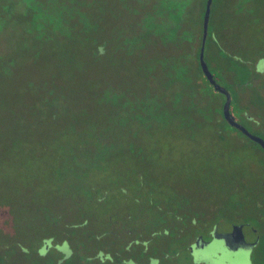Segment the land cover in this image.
I'll return each instance as SVG.
<instances>
[{
    "label": "rangeland",
    "instance_id": "obj_1",
    "mask_svg": "<svg viewBox=\"0 0 264 264\" xmlns=\"http://www.w3.org/2000/svg\"><path fill=\"white\" fill-rule=\"evenodd\" d=\"M232 1L212 2L209 31L225 27L221 28L222 53L211 52L210 58L206 53V61L218 83L231 88L235 84L237 92L236 87H242L240 82L250 75V62L243 59L249 52L239 44L247 46L249 38L254 46H264V0H254L252 10L239 15L226 4ZM10 2L0 0V220L6 226L30 218L35 222L59 219L58 224L63 225L70 218H81L64 213L63 207L72 205L87 215V229L93 236L109 241L111 225L127 215V223L140 224L145 221L142 211L155 202L165 209L176 206L177 201L184 203L196 213L205 233L215 220L222 230L241 223L244 216H253L233 206L244 203V191L254 187L264 199V150L218 120L213 112L216 103L209 98L219 101L220 95L196 67V48L187 46L188 64L181 61L190 82L185 89L184 83L180 85L182 93L193 96L203 89L206 94L192 109L196 112L193 117L190 109L182 107L168 117L159 114L158 119H150L138 114L132 121L113 125V113L121 119L126 113L123 104L119 105L123 117L114 112L109 87L116 84L128 94L143 93L137 89L136 60L111 42L115 39L112 28L105 25L110 6L102 0H79L80 8L88 9L84 13L87 26L73 28L66 35L59 27L43 35L38 31L25 35L21 13L10 19L5 16L4 8ZM59 9L57 6V12L65 14ZM127 17V9L121 7L119 19ZM261 84L264 88V80ZM41 96L51 97L56 106L38 103ZM261 105L264 108V101ZM238 111L235 108L236 114L242 110ZM113 128L117 142L109 138ZM89 145L100 147L102 154L100 158L94 155L91 164H83L84 149ZM237 184L241 190L235 188ZM260 227L264 231V223ZM55 230L63 234L62 228ZM41 232L49 231L44 227ZM245 232L248 239H254L248 228ZM77 236L75 232L72 238ZM11 259L14 262L8 259L5 264L22 260L18 255ZM179 259L262 264V252L259 247L230 252L215 244L182 251Z\"/></svg>",
    "mask_w": 264,
    "mask_h": 264
},
{
    "label": "trees",
    "instance_id": "obj_2",
    "mask_svg": "<svg viewBox=\"0 0 264 264\" xmlns=\"http://www.w3.org/2000/svg\"><path fill=\"white\" fill-rule=\"evenodd\" d=\"M205 1L200 2L199 18L191 19L189 31L184 34V37L183 33L180 32L167 39L166 36H161L162 34L159 33L154 39H149V37H144L143 32L136 33L141 37L140 42L134 49L126 48L125 55L140 58V61H136L138 71L136 74L140 77L137 89L143 94H128V92L122 91L124 88L116 84L113 85L114 91L113 93L111 91V96L116 104L114 105L116 108L114 112H120L122 117L124 112L126 113L123 119L116 118V113H113V125H117L118 122L125 124L132 121L134 116L138 114L144 117L149 116L150 119H158L159 114L168 117L175 112L177 113V109L181 112L182 107L190 109L191 117L196 113L192 109L199 103V100H204L206 97L205 90L202 89L193 96L182 93L186 84L190 82L185 79L186 69L181 61L188 62L186 60L187 53H185L187 46L192 47V49L196 48L197 54L199 52L201 18ZM24 34L32 35L35 33L24 32ZM215 34L217 33L208 30L205 43V60L206 53L210 58V53L214 52ZM149 40L153 41L152 44ZM95 55L98 54L95 53ZM196 67L202 73L198 64ZM206 82L208 83L207 80ZM183 83L184 89L181 90L180 85L182 86ZM227 87L231 88L230 85ZM163 97L169 98V101L164 102ZM242 98L234 96L232 101L233 103H241L242 100H246L245 95ZM209 100L216 103L213 112L218 116V120L226 123L221 113L222 101L219 100L217 104L218 100L212 96ZM37 101H39L38 103L42 101L46 107L56 106V103L54 104L49 96L46 98L41 96ZM120 104L124 105V112L119 106ZM251 114L256 113L251 111ZM75 117L77 118L76 115ZM158 124L160 123L158 122ZM108 133L110 139H114L115 142L118 141L116 128ZM220 137L223 138L224 135L220 134ZM84 153L83 164H91L95 156L100 158L102 154L97 145L85 147ZM240 184H237L235 188L241 190ZM262 186H264V182H262ZM262 186L260 185V187ZM256 191L255 187L244 191L243 197H246V201L235 203L233 209L240 211L243 208L253 213L252 217L244 216L243 220L239 222L250 230L254 238L259 236L257 244L252 249L261 248L262 264H264V231L261 232L260 227V224L264 223V199ZM155 203L142 211L145 212L142 214L145 221L140 224L127 223L129 217L127 215L122 222L111 225L109 228L112 229V237L109 241L93 236L87 229L88 223L85 218L87 215L80 208H75L72 205H65L63 207L64 213L71 217L77 214L81 218H70V221L63 225L58 224L59 219L51 221L49 218H45L41 222H35L31 218L30 221L22 219L20 220L21 223L11 226H6V223L0 220V264H5L8 259L10 262H14V259L11 258L15 255L22 258L20 264H203L193 260L184 261L179 259V256L182 251L190 252L189 246L193 240L198 235L205 236L210 232L213 225L218 223L217 220L205 233L202 225L196 220V213L190 207L187 208L184 203L177 201L176 206L170 209H165V207ZM73 217L75 218V215ZM44 227L49 232L42 233L41 230H44ZM57 227L62 228V235L56 233ZM75 232L79 236L72 238ZM28 248L33 250L28 251Z\"/></svg>",
    "mask_w": 264,
    "mask_h": 264
},
{
    "label": "flooded vegetation",
    "instance_id": "obj_3",
    "mask_svg": "<svg viewBox=\"0 0 264 264\" xmlns=\"http://www.w3.org/2000/svg\"><path fill=\"white\" fill-rule=\"evenodd\" d=\"M11 1L12 2H10L9 5H7V7L4 8L5 16L8 17V19H10L13 16V14L21 13L24 21L23 27H25L24 28L25 31L23 32L35 33V31H38L39 35H43L44 33L55 32L59 27L62 28V32L66 35V34H70L73 28L78 29V27L81 25L87 26L89 24V19L84 17V13L88 12V9L86 10L81 9L79 0H11ZM102 1L111 8V12L105 16L106 18L105 25L107 26L108 29L112 28L110 31L112 33V37L115 38L111 42H113L115 47L119 51H122L125 55L126 53L125 51H127L126 48H129V50L134 49L138 46L140 42L141 37L138 36L136 33L140 34L143 32L144 37L145 38L149 37V39L152 38L154 39L159 33L162 34L161 36L163 35L166 36L167 39L172 38L174 35H177L180 32L183 33V37H184V34L189 31L190 28L189 23L191 19L199 18L198 17L199 11L196 10L195 6L197 3L199 5L202 0H116L112 2V4L109 2V0H102ZM252 2H254V0H233L231 4L229 3L226 4H228V6L233 9L234 13H237V15H239L250 12L252 10ZM16 6H18L17 9L13 10L16 8ZM45 6L50 14L49 16ZM57 6H60L61 11L63 10L65 14L57 12ZM121 7H125L128 11V17L125 21H121V19H119V10L121 9ZM68 12H71V14L69 15ZM2 16L3 15H0V17ZM202 23H203V15L201 18V27H200L201 41H202V33H203ZM208 27H209V23H208ZM222 27L225 26L223 25L217 26L218 30L214 31L217 34H215L214 36L215 45L213 46V50L214 53L218 55L222 53V48H221V43L223 41V36L221 33L223 32V30H221ZM0 28H3L1 20H0ZM82 29H85V27H82ZM207 36H208V31H207L206 39ZM206 39H205V43H206ZM149 41L152 44L153 41L151 40ZM246 42H247V46L239 44V47L242 46V48H246V50H248L249 52V56L243 57V59L247 61V63L250 62L249 70H247L248 74L250 75H248L246 78H244L242 82H240L239 85H242V87H236L238 89L237 92L235 91V84L233 88L234 91L230 87L226 86V88L228 89L231 95L230 110L232 114L235 116V119H237V121L243 124L251 133L259 135L264 139V108L261 107L262 106L261 103L262 101H264V88L262 84L259 85L261 80L262 81L264 80V46L262 47L254 46L251 40H249V38L247 39ZM198 54L197 57L194 59V62L196 65L198 64L200 67L198 61ZM131 58H133L136 61H140L139 57L130 56L129 59ZM202 75L204 76L203 73ZM204 78L207 80L205 76ZM208 84L213 88V86L209 83V81ZM109 91L110 93L111 91L113 93L114 91L113 87H109ZM232 91L235 92V94H233ZM218 94H220L219 99L223 103L225 100V96L220 92H218ZM243 95H245L246 100H242L241 103H237V102L233 103L232 100L234 96H240L242 98ZM235 108L237 109V111L238 110H242V111L236 114ZM251 111H254L256 114L252 115ZM221 113H222V109H221ZM231 127L242 133L237 128L233 126ZM250 128L253 131L250 130ZM242 135L247 137L243 133ZM247 138L250 139L249 137ZM255 143L259 147H261L257 142ZM215 226H217V224H214L210 232H208L205 236H203L206 243L202 248L212 247L215 244H218L219 246L222 247V249L228 250L230 252L245 251L243 249H238L235 251L230 250L224 245L221 239L213 238L212 231ZM217 228L218 230H220L218 226ZM246 228L247 227L243 225L244 235L248 239V234H246L245 232ZM229 230H231V226L227 229H222L221 231H229ZM194 243H195V239L193 240V243L189 246L190 252L191 251L193 252L196 249H202V248H195Z\"/></svg>",
    "mask_w": 264,
    "mask_h": 264
},
{
    "label": "water",
    "instance_id": "obj_4",
    "mask_svg": "<svg viewBox=\"0 0 264 264\" xmlns=\"http://www.w3.org/2000/svg\"><path fill=\"white\" fill-rule=\"evenodd\" d=\"M212 1L213 0H206L203 13V33L201 46L198 54V61L201 67V71L207 78L209 83L213 86L214 90L222 93L225 96V100L222 104V115L226 122L229 125L240 130L251 140L257 142L264 149V139L259 135L251 133L243 124H241L239 121H237V119H235V116L230 110L231 95L228 89L218 83L205 60V39L208 31V23L210 18ZM212 236L215 239H221L228 249L234 251L238 249L250 250L257 244L259 240V236H256L254 239H247L243 232V224L241 223H233L231 225V230L229 231L218 230L217 226H215L212 231ZM205 243L206 241L204 240L202 235H198L195 238V248H202L204 247Z\"/></svg>",
    "mask_w": 264,
    "mask_h": 264
}]
</instances>
